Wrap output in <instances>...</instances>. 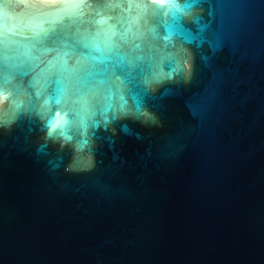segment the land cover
I'll return each instance as SVG.
<instances>
[{
  "label": "water",
  "instance_id": "water-1",
  "mask_svg": "<svg viewBox=\"0 0 264 264\" xmlns=\"http://www.w3.org/2000/svg\"><path fill=\"white\" fill-rule=\"evenodd\" d=\"M0 96V264H264V0H0Z\"/></svg>",
  "mask_w": 264,
  "mask_h": 264
},
{
  "label": "clouds",
  "instance_id": "clouds-1",
  "mask_svg": "<svg viewBox=\"0 0 264 264\" xmlns=\"http://www.w3.org/2000/svg\"><path fill=\"white\" fill-rule=\"evenodd\" d=\"M184 68H185V70L188 71V72H191V71H192L191 66L188 65V64H185V65H184ZM153 90H155V89H153ZM5 98H6V97H2V96H0V107H3V100H4Z\"/></svg>",
  "mask_w": 264,
  "mask_h": 264
}]
</instances>
